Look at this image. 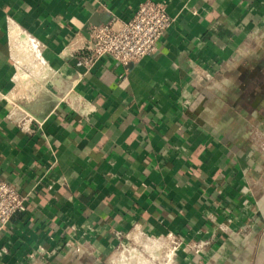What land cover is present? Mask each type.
I'll use <instances>...</instances> for the list:
<instances>
[{
    "label": "crops",
    "instance_id": "1",
    "mask_svg": "<svg viewBox=\"0 0 264 264\" xmlns=\"http://www.w3.org/2000/svg\"><path fill=\"white\" fill-rule=\"evenodd\" d=\"M139 1L0 0V178L28 197L0 228V264H110L114 231L135 226L176 233L173 264H253L264 230V0H162L174 21L158 51L79 75L63 51ZM9 19L65 73L28 130L8 116ZM206 73L226 93L200 98ZM220 223L243 230L229 236Z\"/></svg>",
    "mask_w": 264,
    "mask_h": 264
},
{
    "label": "built area",
    "instance_id": "2",
    "mask_svg": "<svg viewBox=\"0 0 264 264\" xmlns=\"http://www.w3.org/2000/svg\"><path fill=\"white\" fill-rule=\"evenodd\" d=\"M174 17L169 13L165 1L162 0H141L137 4L131 16L126 18H115L100 24L89 23L83 30V41L73 50H64L63 54L72 59V66L79 75L88 71L92 66L101 63L106 58L117 61L125 69L129 62L137 61L142 57L153 55L160 49L161 38L165 32L173 25ZM20 26L16 21L9 19L7 21V38L10 45L11 27ZM26 32L25 28L20 26ZM29 33V32H28ZM30 34V33H29ZM31 35V34H30ZM32 36V35H31ZM36 39V37L32 36ZM42 49V43L36 39ZM258 38L250 35L245 41L250 46L252 42H256ZM250 51V48L247 49ZM251 54L254 52L251 50ZM11 54V50H10ZM15 62V73L17 72V64ZM198 74L197 77L202 78L203 72L200 67H195ZM15 76V74H14ZM207 83L204 92L200 93L203 98L205 92L212 91L218 95L226 93L222 86L216 81L209 79V74H205ZM121 77H125L123 74ZM16 83V82H15ZM16 86V84H15ZM10 91V94L14 91ZM9 94V95H10ZM23 129H30L33 115L25 113L22 109L16 107L9 112V115ZM28 197L23 195L18 186L6 179L0 178V228L7 223L12 216L22 213L27 208ZM210 220L214 222L215 215L209 214ZM219 230L228 233L229 236L237 234L243 229H232L228 224L220 223L217 225ZM139 233V234H138ZM114 236L118 240L115 249V256L110 259V264H114L116 259L124 258L123 254L128 253L130 248L138 249L142 246V240L149 238L158 239L159 256L156 258L145 252V248L139 251L148 254L155 264H173L176 251L181 247L182 239L172 231L166 233H149L135 226L129 231H114ZM245 237V236H244ZM210 240H202L191 242L189 247L191 250L199 253L202 252ZM68 244L75 247V250L81 253H91V248L85 246L79 241L68 240ZM42 249L38 250L41 253ZM38 264V261L35 263Z\"/></svg>",
    "mask_w": 264,
    "mask_h": 264
},
{
    "label": "bare ground",
    "instance_id": "3",
    "mask_svg": "<svg viewBox=\"0 0 264 264\" xmlns=\"http://www.w3.org/2000/svg\"><path fill=\"white\" fill-rule=\"evenodd\" d=\"M36 41L20 26L13 25L11 27L10 50L17 64V72L14 76L16 87L10 96H21L28 87L31 90L25 98L36 99L35 103L50 97L51 85L65 77V73L61 69H53L43 64L45 58ZM69 95L62 94L65 99L69 98ZM28 105L31 106V104ZM32 108L36 110L38 107L35 104ZM147 240L149 242L145 244V252L157 258L159 256L158 239L149 238ZM148 254L130 248L128 253L123 254L124 258L118 257L114 264H155Z\"/></svg>",
    "mask_w": 264,
    "mask_h": 264
},
{
    "label": "rangeland",
    "instance_id": "4",
    "mask_svg": "<svg viewBox=\"0 0 264 264\" xmlns=\"http://www.w3.org/2000/svg\"><path fill=\"white\" fill-rule=\"evenodd\" d=\"M45 61V60H44ZM15 90V89H14ZM30 88H26L25 89V92H23L22 94H21V96H13V95H8V98H9V100H11L12 102H13V105L17 108V109H22L23 111H26V110H30V112H28V113H30V114H32V115H34V113H35V110L32 108V106L33 105H37V103H35V101H36V99H27V98H25V96H26V94L28 93V92H30ZM30 102V103H29ZM28 104H31V106L30 105H28ZM45 104H46V102H45ZM31 110H33V111H31ZM34 112V113H33ZM141 242V245L142 246H138V248H139V250H142V249H144L145 248V244H146V240H142V241H140Z\"/></svg>",
    "mask_w": 264,
    "mask_h": 264
},
{
    "label": "water",
    "instance_id": "5",
    "mask_svg": "<svg viewBox=\"0 0 264 264\" xmlns=\"http://www.w3.org/2000/svg\"><path fill=\"white\" fill-rule=\"evenodd\" d=\"M256 195L259 196V194L257 193ZM253 264H264V230L261 233L257 243V249L255 252Z\"/></svg>",
    "mask_w": 264,
    "mask_h": 264
}]
</instances>
